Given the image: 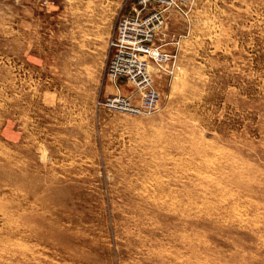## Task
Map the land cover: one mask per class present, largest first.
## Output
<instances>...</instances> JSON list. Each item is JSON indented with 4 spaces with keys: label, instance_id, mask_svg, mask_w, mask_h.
Returning <instances> with one entry per match:
<instances>
[{
    "label": "rangeland",
    "instance_id": "374dc122",
    "mask_svg": "<svg viewBox=\"0 0 264 264\" xmlns=\"http://www.w3.org/2000/svg\"><path fill=\"white\" fill-rule=\"evenodd\" d=\"M168 3L133 115L99 102L136 0H0V264H264V0Z\"/></svg>",
    "mask_w": 264,
    "mask_h": 264
},
{
    "label": "built area",
    "instance_id": "2783aa9c",
    "mask_svg": "<svg viewBox=\"0 0 264 264\" xmlns=\"http://www.w3.org/2000/svg\"><path fill=\"white\" fill-rule=\"evenodd\" d=\"M155 2L168 0H136L134 14L122 15L110 40L108 77L120 88L126 83L133 91L125 95L119 92L99 102L110 110L139 115L152 114L160 108V94L155 87L151 65L165 69L176 56L155 46L159 29L164 20L155 9L144 13ZM168 71V70H167Z\"/></svg>",
    "mask_w": 264,
    "mask_h": 264
},
{
    "label": "crops",
    "instance_id": "0c3cea01",
    "mask_svg": "<svg viewBox=\"0 0 264 264\" xmlns=\"http://www.w3.org/2000/svg\"><path fill=\"white\" fill-rule=\"evenodd\" d=\"M96 12H97V10H98V6H96ZM103 12H105V17L107 18L108 16L109 17H112V14H113V12H112V9H110V8H108L107 6H106V9L105 10H103V9H101V12H100V16H101V14L103 15ZM126 91V90H125ZM127 92H129L128 90H127Z\"/></svg>",
    "mask_w": 264,
    "mask_h": 264
}]
</instances>
